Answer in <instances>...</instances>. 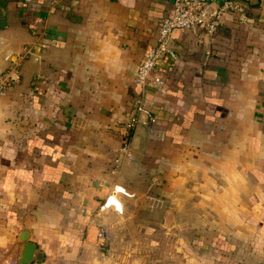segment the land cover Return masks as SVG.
Masks as SVG:
<instances>
[{
	"label": "crops",
	"instance_id": "1",
	"mask_svg": "<svg viewBox=\"0 0 264 264\" xmlns=\"http://www.w3.org/2000/svg\"><path fill=\"white\" fill-rule=\"evenodd\" d=\"M237 1L215 34L174 28L162 85L141 87L172 0H0V264H20L24 229L44 253L26 264H162L161 241H111L136 197L212 217L186 264H264V0ZM97 182L121 210L87 205Z\"/></svg>",
	"mask_w": 264,
	"mask_h": 264
},
{
	"label": "rangeland",
	"instance_id": "2",
	"mask_svg": "<svg viewBox=\"0 0 264 264\" xmlns=\"http://www.w3.org/2000/svg\"><path fill=\"white\" fill-rule=\"evenodd\" d=\"M179 200H181V203L176 205L178 207L176 220L170 224H165L163 208L159 212V210L153 208V204L148 199L136 197L128 205L131 211L136 209V213L113 225L111 241H128L132 251L144 252L151 256L154 252L152 241H161L159 243L161 251L159 252L156 249V254L161 253V256L157 258L161 259L162 264H186V252L191 254L189 242L192 238L194 241H201L207 232H212V235L221 231L197 228L199 224L201 225L202 218L206 220L210 219L211 216L198 213V208L186 207V199ZM193 225H197V227L192 228ZM224 231L229 232L225 229ZM175 241H177L176 250L174 249ZM186 243L188 244V251H186ZM193 248L195 260L201 261L205 251H202V248L198 250L196 242ZM174 257H176L175 260ZM170 259L171 261H169Z\"/></svg>",
	"mask_w": 264,
	"mask_h": 264
},
{
	"label": "built area",
	"instance_id": "3",
	"mask_svg": "<svg viewBox=\"0 0 264 264\" xmlns=\"http://www.w3.org/2000/svg\"><path fill=\"white\" fill-rule=\"evenodd\" d=\"M240 9L237 0H173L172 12L160 20L156 43L147 51L139 63L134 82L141 87L149 84L160 86L163 78L155 73L164 57H177V52L171 43V33L174 28L192 29L214 34L228 11ZM11 76L5 72L0 76V85L4 84ZM142 107L141 101H137ZM154 121L152 116L144 121L146 125H151ZM140 122L137 118H132L126 125L132 129ZM120 190V189H119ZM115 205H118L115 203Z\"/></svg>",
	"mask_w": 264,
	"mask_h": 264
},
{
	"label": "water",
	"instance_id": "4",
	"mask_svg": "<svg viewBox=\"0 0 264 264\" xmlns=\"http://www.w3.org/2000/svg\"><path fill=\"white\" fill-rule=\"evenodd\" d=\"M173 1V0H172ZM203 35H209L207 32H202ZM137 127L145 126L143 123H137ZM119 189H116L118 191ZM115 194L111 192L109 186L103 183L97 182L89 185L86 188L83 199L87 201V205L95 211L100 205L102 207H108L111 204H115ZM116 207L121 210L120 205ZM101 213L97 212V216ZM164 223L170 224L175 219V210L172 207H167L164 211ZM99 234V226L95 223L91 224L87 233V239L89 241H96ZM19 253L17 257V262L20 264H26L32 260H41L44 253L38 248L37 244L29 238V231L24 229L19 235Z\"/></svg>",
	"mask_w": 264,
	"mask_h": 264
},
{
	"label": "trees",
	"instance_id": "5",
	"mask_svg": "<svg viewBox=\"0 0 264 264\" xmlns=\"http://www.w3.org/2000/svg\"><path fill=\"white\" fill-rule=\"evenodd\" d=\"M217 30H218V29H217ZM215 33H216V32H215ZM215 33H214V34H215Z\"/></svg>",
	"mask_w": 264,
	"mask_h": 264
}]
</instances>
